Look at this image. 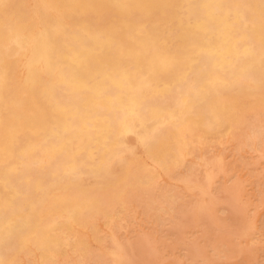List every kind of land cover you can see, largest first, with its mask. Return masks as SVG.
<instances>
[{"label": "bare ground", "instance_id": "6f19581e", "mask_svg": "<svg viewBox=\"0 0 264 264\" xmlns=\"http://www.w3.org/2000/svg\"><path fill=\"white\" fill-rule=\"evenodd\" d=\"M23 64L26 75L21 73ZM259 84H264V0H0V264H12L22 253L33 264H56L60 256L86 260L99 243V221L113 223L114 205L125 209L117 189L132 172L137 174L133 189L143 184L155 195L145 204L141 200L145 214L157 209L164 197L167 206L179 207L190 189L186 173L208 163L204 148L233 146L234 130L250 120L248 113L255 120L244 130L245 144L264 142V94L253 92ZM245 94L254 97L245 101ZM127 155H133V166L121 164ZM44 156L59 166L47 177L36 171ZM165 175L176 178L173 187ZM107 191L117 195L105 209L98 192ZM261 218L264 226V213ZM244 228L241 235L249 239L256 223ZM248 254L242 264H248Z\"/></svg>", "mask_w": 264, "mask_h": 264}, {"label": "rangeland", "instance_id": "374dc122", "mask_svg": "<svg viewBox=\"0 0 264 264\" xmlns=\"http://www.w3.org/2000/svg\"><path fill=\"white\" fill-rule=\"evenodd\" d=\"M21 69H22V71L23 72H21L23 75H26V73H27V67H26V65L25 64H23L21 67H20ZM257 87V88H256ZM250 92V91H249ZM255 94H264V84L263 85H261V84H259L258 86H255V88H254V91H253ZM253 94H245L244 95V97H243V100H245V101H248V100H251V99H253ZM248 99V100H247ZM250 114H252V115H250ZM254 115V116H253ZM247 118L248 119H250L249 121L248 120H244L243 121V123H240L237 127H239V126H241V127H239V129H237V127L235 128L236 130H234V133H233V136H235L233 139V146H231V147H229V148H226V149H223V148H216V147H214V145H212V144H209L207 147H205L204 148V150L207 152V153H205V155L207 156V160H208V163H206V164H202V166H197L195 169L193 168V169H191V170H188V172L186 173V170H187V168H186V166H185V173H186V175H187V177H188V179H189V181L191 182L190 183V189H188V191H187V193L185 194L186 196H185V200H181V203H180V206L179 207H175V208H171L170 206H167L168 204H167V202L165 201V197L163 198V201L164 202H159V204H155V206H156V208L157 209H154V208H150V210H149V215H148V213H147V211H146V214L144 213L145 212V210H146V207H144V205H143V203L145 204L146 202H149V200H151V199H153L152 197H154L155 195H153L154 193H153V191L151 190V188H149V187H147L146 188V186H144L143 184H141V186H143L144 188H146L145 190H144V188H142V187H139V189H138V187L137 188H134L133 189V187H134V180H135V175H137L136 174V172H132V173H130V175L128 176V178L125 180V181H122L119 185H118V189H117V192H120V193H117V194H119V195H121L123 198L125 197H127V199H124L123 200V198H121V200H122V202L124 203V205L126 206L125 207V209H126V211H125V209L124 210H122V212H121V205L120 204H118V205H114V208H115V210H116V215L117 216H119V217H115V219H114V221H113V223H109V224H106V222H105V219L103 220V219H101L100 221H99V226H100V230H101V232H100V230H99V232H98V235L97 236H99V238H98V241L96 242V243H98V244H95L94 245V249H93V252H91V254H89L88 255V257L86 258V260H84V261H78L77 259H73V257L70 259L69 257L67 258L68 259V261H67V259H66V257L67 256H60L58 259H62V260H57V263L56 264H67V262L69 263V264H117V262H118V264H210V261L212 262L211 264H213L214 262V264H216V263H218V264H225L227 261V263L226 264H228V263H230V264H242L244 261H243V258H242V256L244 255V253L245 252H248L249 254V256H251L249 259V261L247 262L248 264H250V262H251V264H263L264 263V243H263V241L262 240H264L263 238H264V226L263 225H261V217H263V213H264V180H263V178H264V161H262L263 160V158H264V151H262V149L264 150V148H262V147H264L263 146V144H264V142L263 143H261L260 145H261V147H260V145L257 143L256 144V142L254 143V142H249L248 141V145L247 144H245V143H247V142H245L244 140H243V134H245L248 130H249V126L248 125H250V123L249 122H251L252 120H255V114L253 113V112H250V113H248V116H247ZM254 118V119H253ZM261 119L263 120V122H264V114H262L261 115ZM246 121H248V122H246ZM248 130H247V129ZM244 130H247V131H244ZM243 132V133H242ZM243 135V136H242ZM239 136H242V137H240V138H242L241 140H240V138H239ZM243 140V141H242ZM234 141H237V143L236 142H234ZM240 141V142H239ZM243 143H242V142ZM237 144V145H235V144ZM239 143V144H238ZM251 145H250V144ZM253 144V145H252ZM240 145V146H239ZM211 146V147H210ZM236 146V147H235ZM238 146V147H237ZM254 146V147H253ZM241 147V148H240ZM244 147V148H243ZM250 149H249V148ZM214 148V149H213ZM255 150H254V149ZM256 148H258V149H256ZM222 149V150H221ZM228 149V150H227ZM231 149V150H230ZM233 149V150H232ZM238 150V152H237V150ZM240 149V150H239ZM261 149V150H260ZM244 150V151H243ZM252 150V151H251ZM232 152V154H230L231 152ZM234 151V152H233ZM240 151V152H239ZM243 151V152H242ZM250 153H249V152ZM255 151V152H254ZM244 152H247L249 155H250V157H249V155L247 156L246 154L247 153H244ZM253 152L255 153V154H253ZM263 152V153H262ZM214 153V154H213ZM237 153V154H236ZM259 153V154H258ZM215 154L217 155V154H221L222 156H221V158L220 159H218V160H215L214 159V156H215ZM224 154V155H223ZM236 154V156H234ZM239 154H244V157L242 156V155H239ZM40 154H38V156H39ZM213 155V156H212ZM232 155H233V158H232ZM255 156V157H253L252 158V156ZM227 156V157H226ZM259 156V157H258ZM261 156V157H260ZM209 157L212 159V162H211V159H209ZM224 157V158H223ZM240 157H241V159L243 158V159H245V160H240ZM263 157V158H262ZM131 158V159H130ZM227 158V159H226ZM237 158V159H236ZM246 158H249V159H246ZM261 160H260V159ZM254 159V161H252ZM259 159V160H258ZM131 160V161H130ZM210 160V161H209ZM215 160V161H214ZM249 160V161H248ZM42 164L43 165H39V167L37 168V174H43V175H45L46 177H47V174L50 172V171H52L54 168H59V166H57L56 164H53L51 161H49L48 160V158L47 157H42ZM217 161V162H216ZM220 161H223V162H221V163H223V164H221V165H219L218 163L220 162ZM237 161V162H236ZM246 161H248V162H246ZM252 163H251V162ZM256 161H258V162H256ZM260 161H262V162H260ZM215 162V163H214ZM226 162V163H225ZM229 162H231L230 164H229ZM238 163V164H236V163ZM242 162H243V165H241L242 164ZM245 162V163H244ZM256 162V164H258L259 162V164H258V167H257V165L256 164H254ZM240 163V164H239ZM248 165H247V164ZM249 163H251V164H249ZM123 166H133V155H129V158H128V155H127V157L124 159V162L123 163H121ZM214 164V168H213V165ZM235 165V166H232V165ZM119 165V166H118ZM211 165V166H210ZM226 165H228L227 167H226ZM231 165V166H230ZM248 166L247 168H246V166ZM260 165V166H259ZM43 166V167H42ZM116 166H117V168H119L121 165H120V163L119 164H115V165H113V166H111V168H110V172H113L115 169H116ZM222 166H224L223 168H222ZM240 166H241V168H240ZM256 166V167H255ZM187 167H189V166H187ZM207 167V168H206ZM233 167H234V169H233ZM243 167V168H242ZM245 167V168H244ZM203 168V169H202ZM220 168V169H219ZM249 168V169H248ZM253 168H254V170H253ZM188 169H190V168H188ZM210 169V170H209ZM215 169V170H214ZM217 169H219V170H217ZM223 169V170H222ZM233 169V170H232ZM236 169V170H235ZM246 169H248L247 171H246ZM252 169V170H251ZM260 169H262V172H261V170ZM229 170H231V171H229ZM237 170H239V171H237ZM224 171V172H223ZM229 171V172H228ZM234 171V172H233ZM241 171V172H240ZM249 171V172H248ZM258 171H260V172H258ZM207 172V173H206ZM214 172H215V174H214ZM241 174H240V173ZM247 172V173H246ZM255 172V173H254ZM204 173V174H203ZM205 173H206V175H205ZM229 173V174H228ZM232 173V174H231ZM238 173V174H237ZM251 173V174H250ZM253 173V174H252ZM223 174V177H224V175H226L225 176V178H227V179H223L222 177H221V175ZM228 174V175H227ZM237 174V175H236ZM240 174V175H239ZM245 174V175H244ZM254 174L256 175V178H257V181L254 179ZM259 174V175H258ZM263 174V175H262ZM208 175V176H207ZM211 175L213 176L212 177V181L210 182V177H211ZM217 175V176H216ZM234 175V176H233ZM240 176V177H242L243 179H242V182L240 183V180H238V177H236V176ZM247 175V176H246ZM197 176H199V177H197ZM249 176H251V177H249ZM215 177V178H214ZM229 177V178H228ZM234 177V178H233ZM239 177V178H240ZM249 177V178H248ZM253 177V178H252ZM262 177V178H261ZM167 178V179H166ZM171 178V179H170ZM173 178V179H172ZM208 178V179H207ZM219 178V179H218ZM221 178V179H220ZM230 178L232 179V180H230ZM252 180H251V179ZM259 178L261 179V180H259ZM164 179H166V181H169L170 183L172 182L173 184H172V187L174 186V183L177 181L176 180V178L175 177H173V176H171V175H165L164 176ZM205 179V180H204ZM234 179V180H233ZM245 179V180H244ZM246 179H249V180H246ZM254 179V180H253ZM160 180L161 181H163L164 182V180H163V177L162 178H160ZM198 182H197V181ZM223 180V181H222ZM226 180H227V182H226ZM230 180V181H229ZM251 180V181H250ZM175 181V182H174ZM196 181V182H195ZM204 181V182H203ZM216 181V182H215ZM221 181V182H220ZM247 182V184H246V182ZM250 181V182H249ZM253 181V182H252ZM261 181V182H260ZM202 182V183H201ZM208 184H207V183ZM219 182V183H218ZM236 182V183H235ZM194 183H196V185H197V187H196V185L194 184ZM217 183V184H216ZM221 183V184H220ZM223 183H224V185H223ZM227 183V184H226ZM229 183V184H228ZM235 183V184H234ZM240 183V184H239ZM251 183V184H250ZM194 184V185H193ZM243 184H245V186H249V187H245ZM257 186H256V185ZM181 186H180V189L181 190H185L186 189V187H184L182 184H180ZM193 185V186H192ZM198 185H199V187H198ZM202 187H204L203 189H200V187L201 186ZM211 185V186H210ZM214 185V186H213ZM217 185V186H216ZM229 185V186H228ZM230 185H232V188H230L231 186ZM235 185V186H234ZM238 185V186H237ZM243 185V186H242ZM251 185H252V188H251ZM261 185V186H260ZM263 185V186H262ZM131 186V187H130ZM208 187V189H207V187ZM223 186V187H222ZM228 186V187H227ZM254 186H256V188H258V189H256ZM195 187V188H194ZM217 187V188H216ZM219 187V188H218ZM234 187H236L235 189H233ZM244 187V188H243ZM127 188V189H126ZM132 188V189H131ZM141 188H142V190H141ZM220 188H222V189H220ZM229 188V189H228ZM243 188V189H242ZM246 188H248V189H246ZM261 188V189H260ZM263 188V189H262ZM129 189V190H128ZM135 189H137L136 191H135ZM193 189V190H192ZM216 189H219V190H216ZM228 189V190H227ZM232 189V190H231ZM246 189V190H245ZM254 189H256V190H254ZM128 190V191H127ZM139 190V191H138ZM212 190H214V192L212 191ZM215 190H216V192H215ZM223 190H225V192H222ZM237 190V191H236ZM241 190H242V192H241ZM250 192H249V191ZM123 191V192H122ZM142 191V192H141ZM206 193H205V192ZM229 191V192H228ZM243 191H245L244 193H243ZM128 192V193H127ZM136 192H138V193H135ZM141 192V193H140ZM151 192V193H150ZM194 192V193H193ZM204 192V193H203ZM213 192V193H212ZM228 192V193H227ZM240 192V193H239ZM252 192V193H251ZM259 192V193H258ZM140 193V194H139ZM145 193V194H144ZM190 193V194H189ZM204 194V196H203V194ZM221 193V194H220ZM224 193H225V195H224ZM229 193H231L232 195H234L233 197L229 194ZM237 193V194H236ZM258 195H257V194ZM31 194V192H29L28 193V195H30ZM116 193H115V191H107V192H98V195L100 196V199L102 200V204H103V207L106 209L107 208V206H108V202L112 199V197L113 196H116L117 195ZM124 196H123V195ZM127 194V195H126ZM141 194H144V195H141ZM148 194H149V196H148ZM150 194H152L151 196H150ZM208 194V195H207ZM227 194V195H226ZM229 194V195H228ZM240 194V195H239ZM251 194V196L254 198V196H255V199H253L251 196H249V195ZM136 195V196H135ZM189 196V198H188V196ZM214 195V196H213ZM224 195V196H223ZM249 197H247V196ZM260 195H263V196H260ZM143 196H144V198H143ZM148 196V198H146ZM246 196V197H245ZM257 196V197H256ZM150 197V198H149ZM203 197H205V198H203ZM212 197H213V199H215V203H214V201H213V199H212ZM216 197V198H215ZM232 197V198H231ZM238 197H240V199L238 198ZM242 197V198H241ZM260 197V198H259ZM129 198V199H128ZM133 198V199H132ZM137 198H139V199H137ZM189 200H188V199ZM217 198H219L220 200H217ZM222 198H224V199H222ZM228 198V199H227ZM234 198V199H233ZM248 199V200H244V199ZM130 199H132V200H130ZM211 199V200H210ZM262 201H261V200ZM136 200H137V202H136ZM143 201V203H142V201ZM145 200V201H144ZM187 200V201H186ZM190 200H192L193 201V203H192V201H190ZM198 200V201H197ZM226 200V201H225ZM232 200H234L233 202H232ZM239 200V201H238ZM259 200V201H258ZM127 201V202H126ZM128 201H130V202H132V203H130V202H128ZM184 201V202H183ZM190 201V202H189ZM202 201V202H201ZM221 201H223V202H221ZM226 202V204H225V202ZM238 203H237V202ZM249 201V202H248ZM253 201V202H252ZM257 203H256V202ZM135 202V203H134ZM204 202V203H203ZM205 202H206V204H205ZM213 202V203H212ZM242 202H243V205H242ZM245 202H246V204H245ZM255 202V203H254ZM139 203H140V205H139ZM162 203V204H161ZM200 203V204H199ZM202 203H203V205H202ZM235 203V204H234ZM252 203V204H251ZM127 204V205H126ZM128 204H129V207H128ZM137 204V205H136ZM208 204V205H207ZM214 206H213V205ZM219 204V205H218ZM227 204H229V205H227ZM232 204V205H231ZM245 204V205H244ZM251 204V205H250ZM255 204H256V206H255ZM133 205H134V207H133ZM160 207H159V206ZM183 205H184V207H183ZM199 205V206H198ZM205 205L207 206V207H205ZM221 205V206H220ZM239 205V206H238ZM249 207H248V206ZM254 205V206H253ZM131 206V207H130ZM163 206V207H162ZM187 206V207H186ZM193 206V207H192ZM197 206V207H196ZM246 206V207H245ZM137 209H136V208ZM141 207V208H140ZM167 207V208H166ZM181 207H183V208H181ZM192 209H191V208ZM199 207V208H198ZM203 207V208H202ZM212 207H213V209H212ZM248 207V208H247ZM254 207V208H253ZM257 207H259V208H257ZM123 208V207H122ZM129 208V209H128ZM135 208V209H134ZM140 208V209H139ZM143 208V209H142ZM145 208V209H144ZM158 208H159V210H158ZM181 208V209H180ZM229 208H230V210H229ZM241 208V209H240ZM244 208V209H243ZM263 208V209H262ZM153 209H154V211H157V213L156 212H154L155 214H157L156 216L154 215V213L153 212H151V211H153ZM163 211H162V210ZM173 209V210H172ZM177 209V210H176ZM184 209V210H183ZM194 209V210H193ZM213 211H212V210ZM216 211H215V210ZM221 209H223V210H225V211H223V210H221ZM243 209V210H242ZM247 209V210H246ZM249 209V210H248ZM121 212H119V211ZM129 210V211H128ZM136 210H138V212L136 211ZM139 210H140V212H139ZM141 210H144V212L143 211H141ZM165 210V211H164ZM168 210V211H167ZM171 210H172V212H171ZM233 210V211H232ZM236 210H239V211H236ZM253 210V211H252ZM258 210V211H257ZM182 211V212H181ZM186 211V212H185ZM220 211V212H219ZM242 211H243V215H241L242 214ZM255 211V212H254ZM256 211H257V213H256ZM262 211V212H261ZM118 212H119V214H118ZM124 212H126V214L124 213ZM143 212V213H142ZM161 212V213H160ZM165 212V213H164ZM166 212H168V213H166ZM174 212V213H173ZM188 212V213H187ZM209 212H210V214H209ZM213 212V213H212ZM215 212H216V214H215ZM227 212H229V213H227ZM261 212V213H260ZM131 213H134L133 214V216H132V214ZM160 213V214H159ZM163 213V214H162ZM238 213V214H237ZM253 213V214H252ZM255 213V214H254ZM120 214H121V218H120ZM140 214V215H139ZM142 214V215H141ZM165 214H166V216H165ZM168 214H169V216H168ZM181 214V215H180ZM213 214H215V216H214V218H215V220L211 217V216H213ZM229 214V215H228ZM232 216H231V215ZM251 214V215H250ZM261 216H260V215ZM144 215V216H143ZM153 215V216H152ZM159 215V216H158ZM162 215V216H161ZM164 215V216H163ZM171 215V216H170ZM172 215H173V217H172ZM177 215V216H176ZM228 215V216H227ZM132 216V217H131ZM134 216H138V218H139V220H140V218H141V224H140V221L138 220V218L137 217H134ZM148 216V219H149V221H147L148 219L146 218ZM150 216V217H149ZM200 216V217H199ZM231 216V217H230ZM243 216V217H242ZM247 216H248V218H247ZM144 217V218H143ZM152 217H155V218H152ZM159 217V218H158ZM162 217H163V219H162ZM166 217V218H165ZM171 217L173 218V219H171ZM185 217V218H184ZM239 217V218H238ZM242 217V218H241ZM245 217H246V219H245ZM253 217V218H252ZM119 218H120V220H119ZM128 218V219H127ZM133 218H134V220H133ZM142 218H143V220H142ZM146 218V219H145ZM195 218L198 220L197 222H196V220H195ZM200 218V219H199ZM207 218V219H206ZM223 218V219H222ZM233 218V219H232ZM256 218V219H255ZM132 219V220H131ZM150 219H152V220H150ZM159 219V221H157ZM201 219H202V221H201ZM225 219V220H224ZM245 219V222L243 221ZM247 219H249V220H247ZM146 220V221H145ZM155 220V221H154ZM170 220V221H169ZM204 220H205V222H204ZM230 220V221H229ZM120 221V222H119ZM129 221V222H128ZM137 221V222H136ZM151 221H153V222H151ZM168 221V222H167ZM217 221V223H215ZM239 221V222H238ZM258 221H260V222H258ZM105 222V223H104ZM114 222H115V224H114ZM119 222V223H118ZM161 222V224H159ZM164 222V223H163ZM177 222V223H176ZM201 222V223H200ZM212 222H213V224H212ZM237 222V223H236ZM242 222H244V225L247 227L248 225L249 226H251V223H256V229H255V232H257V233H253V237H251V238H249L248 239V237H244L243 235H241V233L243 232V228L245 227L243 224H242ZM125 223V224H124ZM132 223L134 224L133 226H132ZM157 223V224H156ZM164 225H163V224ZM179 223H181V224H179ZM208 223V224H207ZM241 223V224H240ZM247 225H246V224ZM101 224H105V226H103V225H101ZM113 226H112V225ZM123 226H122V225ZM128 224V225H127ZM131 224V225H130ZM146 224V225H145ZM149 224V225H148ZM215 224V225H214ZM222 224V225H221ZM263 224V223H262ZM109 227H108V226ZM123 228H121L120 226ZM125 225V226H124ZM136 225H139V226H136ZM140 225H141V227H140ZM143 225H144V227H143ZM155 227H154V226ZM178 225V226H177ZM198 225H199V229L198 228H196V227H198ZM219 225V226H218ZM225 225V226H224ZM226 225H228V226H226ZM234 225H236V227H234ZM150 226V227H149ZM160 226V227H159ZM206 226H207V228H206ZM224 226V227H223ZM233 226V227H232ZM241 226H243V227H241ZM128 227V229H126ZM138 227V228H137ZM141 229H140V228ZM145 227H147V228H145ZM154 227V228H153ZM209 227V228H208ZM220 227V228H219ZM227 227V228H226ZM229 227V228H228ZM239 227V228H238ZM134 228V229H133ZM136 228V229H135ZM145 228V229H144ZM148 228H149V230H148ZM162 228V229H161ZM191 228V229H190ZM216 228V229H215ZM222 228V229H221ZM226 230H225V229ZM263 228V229H262ZM106 229V230H105ZM132 229V230H131ZM167 229V230H166ZM235 231H234V230ZM239 229H241L240 230V234H237L238 233V231H239ZM244 229H246V228H244ZM257 229H259V230H257ZM118 230V231H117ZM135 230V232H133ZM137 230V231H136ZM156 231V232H154V231ZM173 230V231H172ZM209 230V231H208ZM220 230H222V231H220ZM236 230H237V232H236ZM263 230V231H262ZM109 231V232H108ZM118 233H117V232ZM121 231V232H120ZM124 231V232H123ZM129 231V232H128ZM143 231V232H142ZM144 231H146V232H144ZM150 231V232H149ZM202 231H203V233H202ZM260 231H262L263 233H261ZM126 232V233H125ZM132 232H133V234H132ZM154 232V233H153ZM165 232V233H164ZM212 232V233H211ZM230 232V233H229ZM111 233V234H110ZM116 233H117V235H116ZM135 233V234H134ZM141 233H143V234H141ZM146 235H145V234ZM160 233H161V235H160ZM222 233V234H221ZM227 233V234H226ZM229 233V234H228ZM262 234V235H260V234ZM101 234V235H100ZM104 234V235H103ZM126 234H131V235H129V236H127ZM140 234V235H139ZM152 234V235H151ZM155 234V235H154ZM178 234V235H177ZM189 234V235H188ZM226 234V235H225ZM230 234H232V235H230ZM256 234V235H255ZM113 235L116 237H114V238H112L113 237ZM128 237V239H127V237ZM135 237H134V236ZM147 235H149V236H147ZM168 237H167V236ZM204 235V236H203ZM206 235V236H205ZM210 236V238H209V236ZM216 235H218V236H216ZM222 235H223V237H222ZM255 235V236H254ZM261 237H260V236ZM140 236H142V237H140ZM151 236V237H150ZM152 236L155 238H152ZM190 236H191V238H190ZM192 236H193V238H192ZM234 238H236V239H234ZM240 236V237H239ZM243 236V237H242ZM103 237V239H101ZM123 237V238H122ZM124 237H126L125 239H124ZM131 237H133V238H131ZM147 237V238H146ZM157 237H159V238H157ZM161 237V238H160ZM167 237V238H166ZM207 237H208V240H207ZM219 237L223 240L224 239V241L226 240L227 241V243H225V242H223L222 240H220L219 239ZM228 237H231V239L229 238L228 239ZM105 238V239H104ZM136 238V239H135ZM139 238V239H138ZM145 238V239H144ZM152 238V239H151ZM176 238H178V239H176ZM226 238V239H225ZM242 239V240H240V239ZM99 239H101V240H99ZM118 239H119V241H118ZM122 239H124V240H122ZM131 239V240H130ZM162 240L161 242H160V240ZM211 239V240H210ZM216 240V242H214L215 240ZM115 242H114V241ZM135 240L137 241V242H135ZM212 240H213V242H212ZM236 240V241H235ZM258 240H259V242L261 243H259L258 242ZM101 241V242H100ZM131 241L133 242V243H131ZM145 241H147V242H144ZM154 241V242H153ZM158 241V242H157ZM178 241V242H177ZM191 241V242H190ZM203 241V242H202ZM231 241V242H230ZM245 241V242H244ZM255 241V242H254ZM112 242V243H111ZM126 242V243H125ZM157 242V243H156ZM160 242V243H159ZM166 243V244H164V243ZM173 242V243H172ZM175 242V243H174ZM189 244H188V243ZM196 242H197V245H196ZM200 242H202V243H200ZM219 242V243H218ZM222 242V243H221ZM230 242V243H229ZM240 242H243L242 244L240 243ZM247 242V243H246ZM252 242V243H251ZM257 242V243H256ZM116 243H117V245H116ZM138 243V244H137ZM148 243V244H147ZM159 243V244H158ZM162 243V244H161ZM177 243V244H176ZM205 243H207V244H205ZM208 243H210V244H208ZM216 243V244H215ZM234 243H236V244H238V245H236V244H234ZM259 243V244H258ZM263 243V244H262ZM120 244V245H119ZM126 244V245H125ZM136 244V245H135ZM173 244H175V248L173 247ZM218 244V245H217ZM221 244V245H220ZM225 244H227V245H225ZM231 244H233L232 246H231ZM243 244H244V248H243ZM254 244H256V245H254ZM115 245V246H114ZM144 245V246H143ZM146 245V246H145ZM148 245V246H147ZM154 245V246H153ZM170 245H172V246H170ZM179 245H180V247H179ZM195 245H196V247H195ZM209 245H211V246H209ZM222 245H223V247H222ZM246 245V246H245ZM259 245V246H258ZM98 248H97V247ZM102 246V247H101ZM119 246H121V247H119ZM138 248H137V247ZM159 246H161V247H159ZM170 246V247H169ZM205 246V247H204ZM207 246H209L208 248H207ZM215 246V247H214ZM216 246L218 247V248H216ZM219 246H221L222 248H221V250H220V248H219ZM240 248H239V247ZM147 247H149V248H147ZM167 247V248H166ZM183 247V248H182ZM225 247V248H224ZM229 247V248H228ZM232 247V248H231ZM254 247V248H253ZM102 248V249H101ZM123 248V249H122ZM144 248V249H143ZM169 248H171V249H169ZM211 248V249H210ZM230 248H231V250H230ZM243 248V249H242ZM255 248H257V249H255ZM96 249H97V253H96ZM120 250V251H118V250ZM161 249V250H160ZM165 249H167V250H165ZM173 249V250H172ZM179 249V250H178ZM201 249V250H200ZM202 249H207V250H202ZM209 249V250H208ZM214 249V250H213ZM216 249V250H215ZM223 249H225V250H223ZM259 249V250H258ZM98 250L100 251V252H98ZM104 250V251H103ZM107 250H109V251H107ZM141 250V251H140ZM164 250V251H163ZM171 250V251H170ZM188 250V251H187ZM197 250H198V252H197ZM211 250V251H210ZM213 250V251H212ZM218 250H219V253L220 252H224V254L225 253H228V256L226 255V257H223L222 258V256L221 255H219V253H218ZM262 250H263V252H262ZM111 251V252H110ZM157 251V252H156ZM167 251V252H166ZM217 252V254H216V252ZM228 251H231V252H228ZM243 251H244V253H243ZM95 252V253H94ZM105 252V253H104ZM119 252V253H118ZM147 252V253H146ZM205 252V253H204ZM209 252V253H208ZM238 252V253H237ZM241 254H240V253ZM110 253H112V254H110ZM114 253V254H113ZM146 253V254H145ZM149 253V254H148ZM158 253V254H157ZM190 253V254H189ZM215 255H214V254ZM235 253H236V255H235ZM256 253V254H255ZM262 253V254H261ZM109 254V255H108ZM148 254V255H147ZM211 254V255H210ZM23 255V256H22ZM100 255V256H99ZM145 255V256H144ZM157 255V256H156ZM161 255V256H160ZM240 255H241V257H240ZM257 255V256H256ZM263 255V256H262ZM143 258H141V257ZM144 256V257H143ZM146 256H148V258L146 257ZM163 256V257H162ZM252 256H255V257H252ZM62 257V258H61ZM116 257V258H115ZM154 257V258H153ZM163 259H161V258ZM181 257V258H180ZM215 257H218L217 259L215 258ZM239 257V258H238ZM259 259H258V258ZM98 258H100V259H98ZM115 258V259H114ZM119 258V259H118ZM141 258V259H140ZM147 258V259H146ZM151 258V259H150ZM155 258H157V259H155ZM170 258V259H169ZM175 258V259H174ZM178 258V259H177ZM189 258H190V260H189ZM234 258V259H233ZM255 258H256V260H255ZM263 259V261H262V259ZM92 260V261H90V260ZM105 259V260H104ZM118 259V260H117ZM129 259V260H128ZM193 259V260H192ZM237 259V260H236ZM252 259H253V263H252ZM261 259V260H260ZM20 260V261H19ZM64 260H65V262H64ZM131 260V261H130ZM138 260V261H137ZM146 260V261H145ZM170 260H172V261H170ZM189 260V261H188ZM192 260V261H191ZM207 260H208V262H207ZM220 260V261H219ZM223 260H225L226 262L224 263V261ZM232 261V263L231 262H229V261ZM235 262H234V261ZM243 262H242V261ZM29 261H30V263L31 264H33V262L29 259V258H27V257H25L24 256V254L22 253V254H20V258L16 261V262H14L15 264H30L29 263ZM74 261V262H73ZM128 261V262H127ZM137 261V262H136ZM165 261V262H164ZM167 261V262H166ZM175 261V262H174ZM177 261V262H176ZM188 263H187V262ZM222 261V262H221ZM259 261V262H258ZM261 261V262H260ZM77 262V263H76ZM83 262V263H82ZM171 262V263H170ZM191 262V263H190ZM194 262V263H193ZM237 262V263H236ZM14 263H12V264H14ZM11 264V263H10ZM244 264H246V262L244 263Z\"/></svg>", "mask_w": 264, "mask_h": 264}]
</instances>
